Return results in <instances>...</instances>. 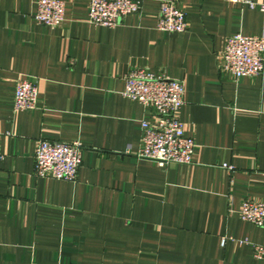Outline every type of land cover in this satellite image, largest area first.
<instances>
[{
	"label": "crops",
	"instance_id": "0c3cea01",
	"mask_svg": "<svg viewBox=\"0 0 264 264\" xmlns=\"http://www.w3.org/2000/svg\"><path fill=\"white\" fill-rule=\"evenodd\" d=\"M38 1L0 0V264H264V226L238 215L243 200L264 202V71L219 67L228 36L264 35V12L174 0L188 28L168 32L163 0L111 28L87 20L90 0H62L65 20L50 27ZM139 67L184 82L193 163L138 157L154 111L122 91ZM20 79L36 83L35 109L14 111ZM43 138L80 142L74 181L35 174Z\"/></svg>",
	"mask_w": 264,
	"mask_h": 264
},
{
	"label": "built area",
	"instance_id": "2783aa9c",
	"mask_svg": "<svg viewBox=\"0 0 264 264\" xmlns=\"http://www.w3.org/2000/svg\"><path fill=\"white\" fill-rule=\"evenodd\" d=\"M246 4L264 12V3L255 0H229ZM142 8L141 0H90L87 20L96 26L114 27L126 16ZM44 25L57 27L65 20V2L39 0L34 15ZM158 28L168 32H183L188 28L186 12L174 0L160 5ZM221 70L235 78L257 76L264 71V35L253 36L237 32L227 37L219 59ZM122 94L154 111V120L143 119L138 157L155 161L161 168L169 163H193L196 143L186 134L179 113L185 105V84L182 80L152 72L146 67L129 70L124 75ZM38 89L35 82L20 79L14 93V111L37 107ZM83 161L79 141L65 142L47 138L38 141L35 152V174L38 177L74 181ZM232 169V165L224 164ZM239 217L257 226H264V202L245 199L238 210ZM226 239H223L225 243ZM254 255L264 260V244H254Z\"/></svg>",
	"mask_w": 264,
	"mask_h": 264
}]
</instances>
